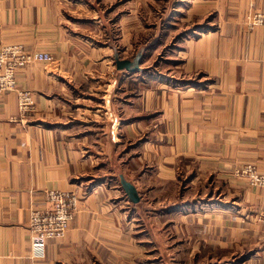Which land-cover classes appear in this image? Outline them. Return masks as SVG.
<instances>
[{"label":"crops","instance_id":"1","mask_svg":"<svg viewBox=\"0 0 264 264\" xmlns=\"http://www.w3.org/2000/svg\"><path fill=\"white\" fill-rule=\"evenodd\" d=\"M264 0H0V43L47 51L0 94V264H264ZM115 55L140 56V69ZM120 175L131 182L129 198ZM79 197L36 256L31 209Z\"/></svg>","mask_w":264,"mask_h":264},{"label":"built area","instance_id":"2","mask_svg":"<svg viewBox=\"0 0 264 264\" xmlns=\"http://www.w3.org/2000/svg\"><path fill=\"white\" fill-rule=\"evenodd\" d=\"M245 19L251 28L264 25V11L251 8ZM52 59L51 53L29 50L19 42L0 43V94L16 90L20 114L33 112L36 102L30 90L16 88L18 69L35 61L50 62ZM235 174L247 178L252 185L264 187V172L252 163L243 164ZM46 198L50 206L44 209L34 208L29 212V239L36 256L43 255L44 243L47 239H59L65 236L79 201L77 194L66 188L47 190ZM259 219L264 222V208L259 214Z\"/></svg>","mask_w":264,"mask_h":264},{"label":"water","instance_id":"3","mask_svg":"<svg viewBox=\"0 0 264 264\" xmlns=\"http://www.w3.org/2000/svg\"><path fill=\"white\" fill-rule=\"evenodd\" d=\"M115 64L117 68H124L126 70H129L131 72L139 70L140 69V56H136L133 59L129 58H120L118 55H115ZM121 178V185L124 188L125 192L129 196V198L133 201L138 200V194L135 186L124 179L122 175H120Z\"/></svg>","mask_w":264,"mask_h":264}]
</instances>
